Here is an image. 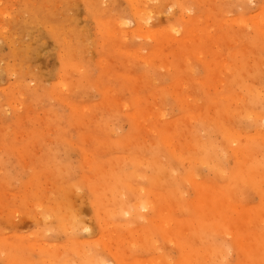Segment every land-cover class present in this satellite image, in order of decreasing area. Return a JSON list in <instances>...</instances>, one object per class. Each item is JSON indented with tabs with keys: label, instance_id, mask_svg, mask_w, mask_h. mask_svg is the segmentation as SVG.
Instances as JSON below:
<instances>
[{
	"label": "rangeland",
	"instance_id": "374dc122",
	"mask_svg": "<svg viewBox=\"0 0 264 264\" xmlns=\"http://www.w3.org/2000/svg\"><path fill=\"white\" fill-rule=\"evenodd\" d=\"M262 12L264 0H0V264H264ZM244 87L262 101L220 124L213 101L234 110Z\"/></svg>",
	"mask_w": 264,
	"mask_h": 264
},
{
	"label": "bare ground",
	"instance_id": "6f19581e",
	"mask_svg": "<svg viewBox=\"0 0 264 264\" xmlns=\"http://www.w3.org/2000/svg\"><path fill=\"white\" fill-rule=\"evenodd\" d=\"M133 4H134V3H133ZM134 5H135V4H134ZM4 9H5V8H4ZM134 9H135V8H134ZM138 9H139V8H138ZM141 9H142V8H141ZM141 9H140V11L143 10V9H142V10H141ZM133 11L136 12V10H133ZM137 11H138V10H137ZM142 14H143V13H142ZM262 14L264 15V12H262ZM146 15H147V14H146ZM149 17H150V16H149ZM249 17H250V16H249ZM253 17H254V18H253ZM253 17H252V21H253V22L255 21V22H254V25H253V26L256 28L255 30H257L258 32H261V33L263 34V36H264V20L262 21V20L260 19L261 21H258V19L255 18V16H253ZM150 18H151V17H150ZM263 18H264V17H263ZM228 19H229V18H228ZM232 19H233V18H232ZM192 20H193V19H192ZM256 20H257V21H256ZM139 21H140V20H139ZM193 21H195V19H194ZM193 21H190V24H191V22L193 23ZM223 21H224V20H223ZM235 21H236V20H235ZM247 21H248V20H247ZM239 23H240V22H239ZM144 24H145V23H144ZM252 24H253V23H252ZM252 24H251V25H252ZM106 25H107V24H106ZM123 25H124V24H123ZM244 25H249V24L244 23ZM195 26H196V25H195ZM195 26H194V27H195ZM111 27H112V26H111ZM122 27H123V26H122ZM192 27H193V26H192ZM198 27H199V26H198ZM243 27H244V26H243ZM123 28H124V27H123ZM123 28H122V29H123ZM136 28H137V27H136ZM138 28H142V26H141V27L139 26ZM119 29H120V28H119ZM220 29H221V28H220ZM190 30L192 31V28H191ZM193 30H194V29H193ZM203 30H204V29H203ZM125 31H126V30H125ZM125 31H122V32H124L123 34L126 33V35H127V33H128V34L131 33V32H128L129 30L126 31V32H125ZM142 31H143V30H142ZM156 31H157V30H156ZM222 31H225V30L223 29ZM257 31H256V32H257ZM112 32H114V31H112ZM115 32H116V31H115ZM132 32H133V31H132ZM143 32H144V31H143ZM145 32H146V31H145ZM152 32H153V31H152ZM157 32H158V31H157ZM109 33H110V32H109ZM136 33H137V32H136ZM149 33H150V32H149ZM155 33H156V32H155ZM155 33H154V36H155ZM160 33H161V32H159V34H160ZM167 33H168V32H167ZM176 33H177V31H176ZM222 33H223V32H222ZM224 33H225V32H224ZM224 33H223V34H224ZM114 34H115V33H114ZM116 34H117V32H116ZM138 34H139V33H138ZM140 34H141V33H140ZM163 34H164V33H163ZM163 34H162V35H163ZM168 34H170V33H168ZM172 34H173V33H172ZM220 34H221V33H220ZM228 34H229V33L227 32V33H225L224 35L226 36V35H228ZM148 35H149V34H148ZM151 35H152V34H151ZM151 35H150V36H151ZM162 35H161V38L165 39V38H166L165 35H167V34H164V36H162ZM191 35H192V34H191ZM234 35H235V37H236L237 34L235 33ZM234 35H233V36H234ZM115 36H116V35H115ZM154 36H153V37H154ZM169 36H170V35H169ZM169 36H168V38H169L170 41H171V38H173V37L170 38ZM197 36H198V35H197ZM218 36H219V37H218ZM218 36H217L218 38L215 37V36H214V37L212 36V39L215 40V38H216V40H217L216 42H217V43H220V42H222V40H224L225 36L222 35L224 38L222 37V40H221V41H220V39H219V38H220V35H218ZM119 37H120V36H119ZM119 37H118V38H119ZM210 37H211V35L209 36V38H210ZM226 37H227V36H226ZM230 37H231V36H230ZM235 37H232V38H229V39H228V38H225V40L228 39V40H227L228 42L226 41V44H227V43H228L229 45L233 44L232 42H233V40L235 39ZM124 38H125V37H124ZM149 38H150V37H149ZM161 38L159 37V40H160ZM197 38H198V37H197ZM197 38H196V39H197ZM203 38H204V37H203ZM245 38H246V37H245ZM247 38H248V37H247ZM176 39H177V37H176ZM190 39H191V38H190ZM192 39H193V38H192ZM230 39H232V40H231L232 42L230 41ZM262 39H263V38H262ZM193 40H194V39H193ZM163 41H164V40H163ZM163 41H162V42H163ZM170 41H169V42H170ZM176 41H177V42H176ZM176 41H175V42L177 43V45H180V44H178V41L180 42V40L177 39ZM184 41H185V40H184ZM189 41H190V40H189ZM200 41H201V40H200ZM203 41H204V40H203ZM219 41H220V42H219ZM229 41H230L231 43H230ZM165 42H166V41H165ZM169 42H168V43H169ZM190 42H191V41H190ZM194 42H195V40H194ZM194 42L192 43V45H194V44L196 43V42H195V43H194ZM212 42H213V41H212ZM257 42H258V41H257ZM182 43H183V42H182ZM202 43H203V42H202ZM223 43H224V42H223ZM223 43H221V44H223ZM184 44H185V43H183V45H184ZM224 44H225V43H224ZM173 45H174V44H173ZM186 45H188V44H186ZM186 45H184V46H186ZM192 45H191V46H192ZM234 45H235V44H234ZM234 45H233V47H235ZM258 45H260V43H259ZM201 46H202V45H201ZM203 46H204V45H203ZM203 46H202V47H203ZM207 46H208V45H207ZM227 46H228V45H227ZM186 47H187V46H186ZM194 47L197 48V45L194 46ZM189 48H190V47H189ZM200 48H201V47H200ZM217 48H219V44H218V47H217ZM217 48H216V49H217ZM183 49H184V48H183ZM198 49H199V47H198ZM204 49H205V48H204ZM206 49H207V48H206ZM216 49H215V50H216ZM184 50H185V49H184ZM213 50H214V48H213ZM213 50H209V52L211 53V51H213ZM215 50H214V51H215ZM217 50H218V49H217ZM233 50H234V49H233ZM233 50H232V51H233ZM124 51H125V50H124ZM175 51H177V54H175V55H178V54H179V53H178V49L175 50ZM181 51H182V50H181ZM197 51H198V50H197ZM200 51H201V50H200ZM127 52H129V51H127ZM159 52H160V51H159ZM159 52L156 51L155 54H156V53L158 54ZM195 52H196V51H194V53H195ZM207 52H208V50H207ZM215 52H216V51H215ZM215 52H214V53H215ZM234 52H235V53H234ZM242 52H243V51H242ZM197 53H198V52H197ZM197 53H196V54H197ZM199 53H200V52H199ZM210 53H209V54H210ZM233 53H234V54H233ZM133 54H134V53H133ZM135 54H137V52H136ZM157 54H156V55H157ZM184 54H185V53H184ZM238 54H239V55L241 54V53H239L238 50H237V51L234 50V51L232 52L231 55H232L233 59H234V57H236L235 59H238V60H236V63L232 64L231 67H236L235 71L240 73V78L242 79L241 69L244 67V60H243V62H242V60L240 61V59L237 58V57H238V56H237ZM243 54H244V53H243ZM137 55H138V54H137ZM182 55H183V54H182ZM217 55H218V54H217ZM217 55H216V56H217ZM233 55H236V56H233ZM241 55H242V54H241ZM159 56H160V55H159ZM167 56H168V55H167ZM195 56H196V55H195ZM244 56H245V55H244ZM160 57H161V56H160ZM242 57H243V56H242ZM182 58H183V57H181V59H182ZM208 58H209V57H208ZM213 58H214V57H213ZM197 59H200V58L198 57V55H197ZM241 59H242V58H241ZM151 60H152V59H151ZM151 60H150V61H151ZM201 60H202V59H201ZM218 60H219V59L217 58V63H218ZM202 61H203V60H202ZM206 61H207V60H206ZM219 61H220V60H219ZM234 61H235V60H234ZM237 61H238V63H237ZM148 62H149V61H148ZM204 62H205V61H204ZM164 63H165V62H164ZM215 63H216V62H215ZM217 63H216V66L218 67V66L220 65L219 63H221V62H219L218 64H217ZM156 64H157V62H156ZM208 64H211V63L209 62ZM208 64H207V65H208ZM212 64H213V62H212ZM209 67H210V65H209ZM212 67H213V65L211 66V68H212ZM175 70H176V69H175ZM212 72H213V70H212ZM178 73H179V72H178ZM233 74H234V73H233ZM210 75L212 76V73H211ZM210 75H209V76H210ZM214 75H215V73H214ZM211 76H210V77H211ZM216 76H217V74H216ZM146 77H147V76H146ZM130 79H131V78H130ZM208 79H209V81L211 80V78H208ZM232 79H233V78H232ZM128 80H129V79H128ZM129 81H130V80H129ZM221 81H223V79H222ZM177 82H179V80H178ZM224 82H226V80H225ZM224 82H222V83H224ZM243 82H244V81H243V79H242V84H244ZM179 83H180V82H179ZM202 83H203V82H202ZM208 83H209V82H208ZM225 85H226V83H225ZM182 88H183V87H182ZM224 88H225V87H224ZM244 89H246V91L249 92V94H250V96H251L249 99H244L245 97L242 98V96H241V97H238V96H236V95H231L232 92H231V94H230V96L233 97L234 101L236 102V103H234V104L237 105V106L239 105L237 108L235 107L236 109H234V110H233L232 108L230 109V107H229V105H230L229 103H230V102L227 103V102H228V101H227L225 104H226V105L229 104V105L226 106V107H224V105H223V106H219L217 100L213 99V100H215V101H213V103L215 102L216 106L219 107V108L216 107L217 110H215V112L217 111L216 114H217V117H218V119H217L218 122H219V120H221L222 117L226 118L227 116H225V115L230 114V113H231L232 118L235 117V116H239V115H240V111H239L240 109H241V110H244V112H245V105H247L246 102H250V105H251L252 103H255V101H256V102H261V101H262V98H261V99H260V98H259V99H255V96H254L255 93H254V90H253V89H251V88H247V87H246V88L244 87ZM217 90H218V89H217ZM217 90H216V91H217ZM224 90H225V89H224ZM224 90H222L223 92H222V91H219V92H218V93L220 94V97H219V98H221V96H222V97H223V96H226V97H225L226 100H227L228 98L231 99V97H228V95H227L228 92H226V90H225V91H224ZM228 90H229V89H228ZM242 90H243V89H242ZM181 91H183V90H181ZM229 92H230V90H229ZM215 93H216V92H215ZM260 93H261V92H260ZM219 94H218V96H219ZM249 94H247V95L249 96ZM215 95H216V94H215ZM260 95H262V94H260ZM263 95H264V94H263ZM218 96H217V97H218ZM227 97H228V98H227ZM259 97H260V96H259ZM223 98H224V97H223ZM137 99H140V98H137ZM179 99H180V98H179ZM179 99H178V100H179ZM184 99H185V97H184ZM184 99H183V100L181 99V100L184 102ZM254 99H255V101L253 102L252 100H254ZM141 100H142V99H140V100H136V102H139V101H140V103H141ZM228 100H229V99H228ZM179 101H180V100H179ZM182 101H180V102H182ZM210 101H211V100H210ZM142 102H143V101H142ZM140 103H137V104L139 105ZM184 103H185V102H184ZM263 103H264V102H263ZM182 104H183V103H182ZM186 104H188V106H191V104L189 105V103H187V101H186ZM186 104H185V105H186ZM231 104H232V102H231ZM260 104H261V103H260ZM16 105H17V104H16ZM262 105H263V104H262ZM262 105H261V106H262ZM127 106H128V105H127ZM183 106H184V104H183ZM252 106H253V105H252ZM248 107H249V106H248ZM151 108H152V107H151ZM165 108H166V107H165ZM254 108H255V107H254ZM254 108H253V109H254ZM258 108H260V105H259V107H258V105H257V109H258ZM262 108H263V107H262ZM141 109H142V108H141ZM141 109H139L138 112H139ZM237 109H239V110H237ZM246 109H247V108H246ZM248 109H249V108H248ZM263 109H264V108H263ZM153 110H154V109H153ZM159 110H160V109H159ZM184 110H185V109H184ZM203 110H204V109H203ZM142 111H143V110H142ZM154 111L156 112V110H154ZM191 111L193 112V109H192ZM196 111H198V110H196ZM238 111H239V112H238ZM250 111H251V113L248 115V116H249V121H250V117L253 115V114H252V110H250ZM140 112H141V111H140ZM140 112H139V113H140ZM143 112H144V111H143ZM157 112H158V110H157ZM192 112L188 111V114L190 115V114H193V113H194V115H196L195 110H194L193 113H192ZM242 112H243V111H242ZM242 112H241V113H242ZM244 112H243V114H244ZM260 112H261V111H260ZM160 113H161V114H159V112H158V114L161 115V117H162V116H163V115H162V112H160ZM248 113H249V112H248ZM136 114H138V113H136ZM142 114H143V113H140V114H138L137 116L139 117V115H141V117H142ZM144 114H146V111H145ZM156 114H157V113H155V116H157ZM164 114H165V113H164ZM199 114H200V113H199ZM199 114H197V117H198V118L200 117L199 120H198L199 122H200V119H201V118H202V119H203V118L205 119V117H207V116H206L207 113H206V114L203 113V114H201V115H199ZM245 114H246V113H245ZM260 114H262V113H260ZM189 115H188V116L186 115V116H187V117H190ZM258 115H259V114H258ZM133 116H134V117H137V116L135 115V113H134ZM186 116H185L184 118H186ZM228 116H229V115H228ZM256 116H257V115H256ZM260 116H261V115H260ZM157 117H159V116H157ZM157 117H156V118H157ZM209 117H210V116H208L207 118H209ZM146 118H148L147 114H146V116H145V120H146ZM159 118H160V117H159ZM162 118H164V116H163ZM190 118H191V117H190ZM190 118H189V119H190ZM192 118H193V115H192ZM211 118L213 119V117H211ZM224 118H223V119H224ZM227 118H228V117H227ZM252 118H253V117H252ZM259 118H262V117H259ZM259 118H258V120H259ZM139 119H141V118H139ZM186 119H187V118H186ZM193 119L196 120L195 116H194ZM193 119H192V120H193ZM243 119H244V118H243ZM245 119H246V118H245ZM142 120H143V118H142ZM142 120H140V122H142ZM205 120H206V119H205ZM254 120H255V119H254ZM175 121H178V120H175ZM188 121H189V120H188ZM222 121H223V120H221V123H220V124H223ZM251 121H253V120H251ZM261 121H262V120H261ZM261 121H260V122H261ZM138 122H139V120H138ZM145 122H146V121H145ZM153 122H154V121H153ZM178 122H179V121H178ZM178 122H177V123H178ZM180 122H181V121H180ZM205 122H206V121H205ZM255 122H256V121H255ZM147 123H148V121H147ZM188 123H189V122H188ZM188 123H186L187 126H189ZM214 123H215V122H214ZM150 124H151V123H150ZM150 124H148L149 127H150L153 123H152L151 125H150ZM179 124H180V123H179ZM179 124H178L177 126H179ZM182 124H183V123L180 124V125H181V128L178 127L180 130L182 129V126H183ZM247 124H248V122H247ZM261 124H263V123H261ZM146 125H147V124H146ZM174 125H176V122H175ZM191 126H192V124H191ZM258 126H259V125H258ZM261 126H262V125H261ZM142 127H143V126H142ZM174 127H175V126H174ZM174 127H173V124H172V128H173V129H174ZM192 127H193V126H192ZM192 127H189V129L191 128V129H190V132L195 131V130H192V129H195V128H192ZM207 127H208V125H207ZM207 127H206V128H207ZM231 127H232V126H231ZM178 128L175 127V129H178ZM257 128H258V127H257ZM146 129H148V128H146ZM150 129H151V128H150ZM160 129H161V128H160ZM173 129H172V132H173ZM175 129H174V130H175ZM230 129H231V128H230ZM234 129H235V128H234ZM167 130H168V129H167ZM180 130H179V132H180ZM208 130H209V129H208ZM212 130H213V129H211V131H212ZM237 130H238V129H237ZM262 130H263V129H262ZM152 131H153V130H152ZM168 131H170V130H168ZM175 131H176V133H177V130H175ZM175 131H174V133H175ZM213 131H214V130H213ZM259 131H260V130H259ZM190 132H187V135H188ZM196 132H197V130H196ZM231 132H232V131H231ZM260 132H261V131H260ZM262 132H263V131H262ZM176 133H175L174 135H173L172 133H171V134H172V136H175V137H176V136H178V133H177V135H176ZM180 133H181V132H180ZM185 133H186V132H185ZM185 133H183V134L185 135ZM246 133H247V131H246ZM162 134H164V133L162 132ZM194 134H195L196 137H197V134H196V133H194ZM165 135H166V134H165ZM187 135H186V136H187ZM228 135H229V134H228ZM190 136L193 137V136H194L193 133H191ZM190 136H189V137H190ZM234 136H235V135H234ZM244 136H246V135H244ZM255 136H258V135H255ZM259 136H260V135H259ZM164 137H165V136L163 135V138H164ZM181 137H182V139H183V135H182ZM192 137H190V140H189V141L193 140V141H191V142H194V139H193V138H195V140H196V137H193V138H192ZM241 137H242V136H241ZM249 137H250V136H249ZM253 137H254V136H252V138H253ZM260 137H261V136H260ZM168 138L170 139L171 137H169V135H168ZM176 138H177V137H176ZM191 138H192V139H191ZM199 138H200V137H198L197 139H199ZM165 139H166V143H167L168 140H169V139H167V136H166ZM179 139L182 140L180 137H179ZM187 139H188V138H187ZM250 139H251V137H250ZM255 139H256V138H255ZM130 140H131V139H130ZM145 140H146V139H145ZM170 140H171L170 143L173 142V141H175V140L172 141V139H170ZM180 140H179V141H180ZM105 141H106V140H105ZM234 141H236V140H234ZM176 142H177V139H176ZM176 142H175V143H176ZM187 142H188V140H187ZM191 142H190V143H191ZM196 142H197V144H198L199 141L197 140ZM188 143H189V142H188ZM235 143H236V142H235ZM247 143H248V141H247ZM255 143H256V142H255ZM184 144H186V143H184ZM184 144H182V145L185 147ZM194 144H195L196 146L199 145V144L197 145L195 142H194ZM178 145H179V144H177V147H178ZM200 145H201V144H200ZM200 145L196 148V149H197L196 152H195V149H194L193 147H192L193 149H191L192 151L194 150L193 152L195 153V154H194L195 157L193 158V162H194V164L192 163L193 165H195V162H196V164H199V165H200V164H204V163L206 162V158H205V156H206V157L208 156V154H206V153L204 152L205 149H206V146H205V145L200 146ZM208 145H210V144H208ZM208 145H207V146H208ZM219 145H221V144H219ZM234 145H235V144H234ZM240 145H241V144H240ZM159 146H160V145H159ZM183 146L180 147V148H183ZM191 146H192V144H191ZM175 147H176V145H175ZM252 148H253V147H252ZM174 149H175V148H174ZM174 149H173V150H174ZM219 149H221V148H219ZM185 150H186V149H185ZM214 150H215V149H214ZM217 150H218V149H217ZM188 151H189V150H188ZM223 151H225V150L223 149ZM178 152H179V151H178ZM184 152H185V151H184ZM215 152H216V151H215ZM218 152H219V150H218L216 153H218ZM173 153L175 154L176 157H179V155H181V156L179 157V159L182 158V154H181L180 152H179V153H176L175 151H173ZM227 153H228V152H227ZM200 154H202V156H200ZM218 154H219V153H218ZM222 154H223V153H222ZM222 154H221V155H222ZM234 154H235V153H234ZM235 155H237V154H235ZM251 155H252V154H251ZM163 156H164V155H163ZM260 156H261V155H260ZM248 157H249V156H248ZM252 157H253V155H252ZM252 157H251V158H252ZM237 158H238V157H237ZM263 158H264V157H263ZM164 159H165V158H164ZM175 159H176V158H175ZM189 159H190V158H189ZM189 159L187 158L188 162L191 161V160L189 161ZM191 159H192V158H191ZM247 159H248V158H247ZM252 159H253V158H252ZM182 160L185 161V159H183V158H182ZM187 160H186V161H187ZM226 160H227V159H226ZM254 160H256V159H254ZM260 160H261V159H260ZM162 161H165V160H163V158H162ZM212 161H214V160H212ZM249 161H250V160H249ZM109 162H110V161H109ZM171 162H172V161H171ZM191 162H192V161H191ZM191 162H190V164H191ZM164 163H165V162H164ZM164 163H163V164L160 163V164H162V166H163ZM209 163H210V162H209ZM245 163H246V162H245ZM160 164L158 163V164H156V165H157V166H161ZM175 164H176V163H175ZM162 166H161V167H162ZM191 166H192V165H191ZM195 166H197V165H195ZM166 167H167V166H166ZM187 167H188V166H187ZM217 167H218V166H217ZM217 167H216V168H217ZM101 168H102V167H101ZM156 168H157V167H156ZM162 168H163V167H162ZM174 168H175V167H174ZM209 168H210V167H209ZM224 168H225V167H224ZM154 169H155V168H153V170H154ZM164 169H165V167H164ZM259 169H260V168H259ZM105 170H106V169H105ZM252 170H254V168H252ZM195 171H197V170H195ZM176 172H177V171H176ZM245 172H246V171H245ZM252 172H253V171H252ZM113 173H114V172H113ZM163 173H165V172L162 171V172L159 173L158 175L154 176L155 179H157V181H161L162 179L160 178V176H161V177H162V176H165V174L163 175ZM194 173H196V172H194ZM225 173H226V172H225ZM225 173H224V175H225ZM253 173L255 174V172H253ZM261 173H262V172H261ZM196 174H197V173H196ZM226 174H228V173H226ZM125 175H126V174H124V177H123L122 179L125 180V181H127L128 179H124V178H125V177L128 178V174H127L126 176H125ZM173 175H174V174H173ZM173 175L171 174V176H173ZM239 175H240V174H239ZM171 176H170V177H171ZM193 176H194V175H193ZM193 176H192V177H193ZM197 176H198V175H197ZM168 177H169V176H168ZM192 177H191V178H192ZM198 177H199V176H198ZM235 177H236V176H235ZM254 177L257 178L256 176H254ZM122 179H121V180H122ZM167 179H168V178H167ZM198 179H199V178H198ZM221 179L224 180V178H222V177H221ZM111 180H112V179H111ZM123 180H122V182H123ZM157 181L155 180V182H157ZM165 181H167V180L165 179ZM193 181H196V180L193 179ZM193 181H192V183H195V182H193ZM153 182H154V181H153ZM153 182H152V183H153ZM161 182H162V181H161ZM196 182H197V181H196ZM125 183H126V182H125ZM190 183H191V182H190ZM197 183H199V181H198ZM203 183H204V182H203ZM203 183H202V184H203ZM205 183H206V185H208L207 182H205ZM205 183H204V184H205ZM238 183H239V182H238ZM253 183H255L254 185H257V182H256V181H253ZM128 184H129L130 186L132 185V183H131V184L128 183ZM170 184H171V183H170ZM174 184H175V182H173V185H174ZM202 184H200L201 186H199V185L197 186V185H196V186H197V189L200 187L199 189H200L201 191H199V193H201V195L204 194L203 192H204V190H206V188H205V189H201V188H203V187H202ZM209 184H210V187H211L210 190H211L213 187L217 188V186H213L214 184H211V183H209ZM155 185H156V184H155ZM252 185H253V184H252ZM101 186H102V185H101ZM130 186H129V187H130ZM132 186H133V185H132ZM138 186H139V185H138ZM204 186H205V185H204ZM234 186H235V185H234ZM247 186H248V185H247ZM168 187H170V186H168ZM205 187H206V186H205ZM244 187L246 188V185H245ZM249 187H250V186H249ZM215 188L212 189V193H211V194H213V190H214ZM229 188H230V187H229ZM232 188H233V187H232ZM240 188H241V187H240ZM242 188H243V186H242ZM254 188H255V187H254ZM133 189H134V187H133ZM168 189H169V188H168ZM218 189H219V186H218ZM218 189L215 190V193H216V194H215V195L213 194L212 197H210L211 199H213V196L216 197V195H217L218 192H221V193L223 192V191H220L221 189H220V190H218ZM114 190H115V189H114ZM141 190H142V189H141ZM202 190H203V191H202ZM210 190L207 191V192H208V195H209V192H211ZM230 190H231V189H230ZM143 191H144V190H143ZM238 191H239V190H238ZM242 191H243V190H242ZM162 192H163V193H162ZM162 192H161V193L163 194V196H162V194H161V195L158 194V195H159V196H158L156 193H154L153 195L156 194V195L158 196V198L161 196V197H163V199H166V200H167V198H168V199L170 198V197H169L170 194H169L167 191H166V192H165V191H162ZM177 192H178V191H177ZM138 193H140V191H139ZM143 193H144V192H143ZM164 193H166V194L168 193L167 195H166V194H165V195H166V196L169 195V196L165 198V197H164V196H165ZM223 194H224V192H223ZM223 194H220V193H219V195H221L220 197H222ZM143 195H144V194H143ZM156 195H155V199L157 200L158 198H156V197H157ZM176 195H177V194H176ZM204 197H205V196L203 195V198H204ZM171 198H172V197H171ZM206 198H207V197H206ZM208 198H209V197H208ZM222 198H225V194L223 195ZM159 199H161V198H159ZM211 199H210V200H211ZM218 199H219V198H218ZM229 199H230V198H229ZM216 200H217V198H216ZM216 200H215V198H214V201H216ZM225 200H226V199H225ZM179 201H180V200H179ZM222 201H223V200H222ZM203 202H204V201H203ZM217 202H218V203H221L219 200H217ZM223 202H224V201H223ZM223 202H222L221 204H219V206L222 205V207H223V206L226 204V203H225V204L223 205ZM212 203H213V202H212ZM103 204H104V203H103ZM147 204H148V203H147ZM147 204H146V205H147ZM151 204H152V203H151ZM201 204H202V203H201ZM215 204H216V202H215ZM215 204H214V206H215ZM203 205H204V203H203ZM212 205H213V204H212ZM149 206H150V205H149ZM217 206H218V205H217ZM263 206H264V205H263ZM144 207H146V206H144ZM173 207H174V206H173ZM199 207H200V206L198 205V208H199ZM225 207H226V206H224V208H225ZM234 207H235V206H234ZM234 207H233V209H236V208H234ZM147 208H148V207H147ZM200 208H203V207L201 206ZM220 208H221V206H220ZM226 208H228V207H226ZM226 208H225V209H226ZM211 209H212L211 211H213L215 208H214V209L211 208ZM253 209H254V208H253ZM253 209L251 208V211H252ZM261 209H263V208H260V210H261ZM125 210H126V209H125ZM130 210H131V209H130ZM173 210H174V208H173ZM185 210H186V209H185ZM196 210H197V209H196ZM201 210H202V209H201ZM203 210H204V209H203ZM215 210H216V209H215ZM215 210H214V211H215ZM254 210H255V209H254ZM254 210H253V211H254ZM256 210H257V211H256ZM256 210H255L254 212H258L259 208L256 209ZM132 211H133V209H132ZM164 211H165V210H164ZM222 211H224V209H221L220 213H221ZM145 212H146V211H145ZM171 212H174V211H171ZM254 212H253V213H254ZM186 213H187V212H186ZM198 213H199V212H198ZM245 213H246V212H245ZM249 213H250V212H249ZM199 214H202V213H199ZM132 215H133V214H132ZM180 215H181V214H180ZM263 215H264V214H263ZM183 216H184V215H183ZM106 217H107V216H106ZM178 217H180V216H178ZM250 217H251V216H250ZM144 219H145V218H144ZM172 219H173V218H172ZM245 219H246V218H245ZM262 219L264 220V217H263V216H262ZM164 220H165V219H164ZM141 221H142V220H141ZM141 221H140V222H141ZM171 221H172V220H171ZM245 221L248 222V223H249V222H252V221L250 220V218H249V221H248V220H245ZM167 222H168V221H167ZM167 222H165V223L167 224ZM240 222H241V221H240ZM240 222H239V223H240ZM260 222H261V221H260ZM136 223H137V222H136ZM163 223H164V221H163ZM180 223H181V222H180ZM252 224H253V223H251V225H252ZM167 226H168L169 228L171 227L169 224H167ZM125 227H126V226H125ZM165 227H166V226H165V224H164V228H165ZM158 228H159V227H158ZM162 228H163V227H162ZM162 228H161V230H164V229H162ZM194 228H196V227H194ZM194 228H193V230L195 231L197 228H196V229H194ZM216 228H218V227H216ZM171 229H173V228H171ZM171 229H170V230H171ZM224 229H225V228H224ZM165 230H166V229H165ZM167 230H168V228H167ZM167 230H166V231H167ZM174 230H175V229H174ZM193 230H192V231H193ZM236 230H237V229H235L234 231H236ZM144 231H145V230H144ZM168 231H169V230H168ZM190 231H191V229H190ZM192 231H191V233H193ZM230 231H233V229L230 230ZM163 232H164V231H163ZM184 232H185V231H184ZM197 232H198V231H197ZM236 232H237L236 235H234L233 232H232L233 234H231L230 232H228V233H230L231 235H234V237H235V236L237 237V235L240 233V231H236ZM238 232H239V233H238ZM170 233H171V232H170ZM170 233L167 234V238L171 240L173 234H172V236H171ZM173 233H174V232H173ZM241 233H242V232H241ZM243 233H245V231H244ZM243 233H242V234H243ZM175 234H176V233H175ZM180 234H181V233H180ZM180 234H178L179 236L176 234V237H178V238H179L180 236L182 237V235H180ZM193 234H194V233H193ZM193 234H191V235H193ZM195 234H196V232H195ZM208 234H209V233H208ZM221 234H222V233H221ZM242 234H239V235H242ZM168 235H170L171 238H170ZM187 235H188V234H187ZM227 235H228V234H227ZM165 236H166V235H165ZM184 236H185V234H184ZM229 236H230V235H229ZM252 236H254V237L256 238L255 235L251 234L250 236H248V237H250L249 239H251ZM257 236H258V235H257ZM236 237H235V238H236ZM167 238H165L164 240H166ZM183 238H185V237H183ZM238 238H240V237H238ZM238 238H237V239H238ZM243 238H244V237H243ZM243 238H241V239H243ZM168 239H167V240H168ZM186 239H187V240H186ZM241 239H240V240H241ZM245 239H247V238H245ZM249 239L244 240V241H245V242H246V241L248 242ZM181 240H182V239H181ZM181 240H179V241H181ZM260 240H261V238H260ZM168 241H169V240H168ZM171 241L173 242L174 240L172 239ZM183 241H186V243L189 242V240H188L187 237H186ZM244 241L242 242V244L244 243ZM258 241H259V240H257V242H258ZM196 242H197V241H196ZM247 242H246V243H247ZM179 243H181V242H179ZM186 243L184 242V243H182V244H186ZM246 243H245V244H246ZM249 243H250V240H249ZM249 243H248V244H249ZM175 244H176V243H175ZM182 244H178V245H180L181 248H182V247H183ZM211 244H212V243H211ZM237 244H241V241H240L239 243L237 242ZM245 244H244V245H245ZM248 244H246V245H248ZM252 244H253V243H252ZM256 244H257V243H256ZM256 244H255V245H256ZM105 245H106V244H105ZM176 245H177V244H176ZM190 245L192 246V244H190ZM253 245H254V244H253ZM180 246H179V247H180ZM185 246H188V245H185ZM185 246H184V247H185ZM248 246H249V245H248ZM12 247H13V246H12ZM40 247H41V246H40ZM241 247H242V245H241ZM250 247H251V245H250ZM252 247H255V246H252ZM252 247H251V248H252ZM185 248H186V247H185ZM251 248H249V249H251ZM20 250H21V249H20ZM242 250H243V249H242ZM189 251H190V250H189ZM247 251H248V250H247ZM247 251H246V249H245V252H247ZM209 252H211V254H209ZM209 252H208V254H209L211 257H214L215 254H216V252H214V251H212V250L209 251ZM250 252H251V255H252V251H249V253H248V252H247V253L250 254ZM187 253H188V252H187ZM187 253H186V254H187ZM191 253H192V252H191ZM191 255L194 256L193 253H192ZM199 255H200V253H199ZM202 255H204V254H202ZM185 256H186V255H185ZM125 257H126V256H125ZM194 257H195V256H194ZM194 257H193V258H194ZM222 257H223V256H222ZM97 258H98V257H97ZM189 258H190V256H189ZM212 259H213V258H212ZM218 259H219V258H218ZM22 260H23V259H22ZM22 260H21V261H22ZM159 260H160V259H159ZM159 260H158V261H159ZM161 260H162V259H161ZM161 260H160V261H161ZM185 260H186V259H185ZM187 260H188V258H187ZM208 261H211V260H208ZM156 262H157V261H156ZM189 262H190V260H189ZM191 262H193V260H192ZM21 263H22V262H21ZM107 263H108V262H107ZM107 263H106V264H107ZM119 264H120V263H119ZM139 264H140V263H139ZM189 264H191V263H189ZM246 264H247V263H246ZM259 264H262V263H259Z\"/></svg>",
	"mask_w": 264,
	"mask_h": 264
}]
</instances>
